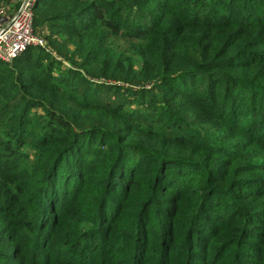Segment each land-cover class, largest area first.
I'll return each mask as SVG.
<instances>
[{
	"label": "trees",
	"instance_id": "obj_1",
	"mask_svg": "<svg viewBox=\"0 0 264 264\" xmlns=\"http://www.w3.org/2000/svg\"><path fill=\"white\" fill-rule=\"evenodd\" d=\"M171 1H36L35 9L42 7L48 16L61 20L68 31L78 33L76 46L81 52L92 57L95 51L92 61L84 65L89 75L95 70L96 75L114 82L134 80L139 88L109 83V91L117 94L119 101L98 98L95 93L92 96L96 101H82L85 98L60 92L66 91V86L63 89L60 83L51 82L46 69L47 81L34 77L32 69H24V61L37 46L28 47L9 63L0 60V90L5 92L1 116L10 127L9 134L0 135V150L11 151L14 156L11 160L0 159V264H198L196 260H200L199 264H232V258L234 263L252 264L240 247L251 245L244 224L264 216V181L254 177L262 163L244 147L246 140H241L242 145L221 137H214L213 142L201 140L204 147L198 154L200 167L196 171L200 179L196 181L202 180L199 188L203 191L196 197L192 189L185 187L184 178L180 186L171 187L172 179L178 177L170 179L169 173L192 163L183 156H167L174 149L166 137L157 146L164 149L169 145L168 154L148 150L137 140L147 132L139 128L141 122L160 106L157 90L170 83L174 77L170 73H175L178 64V59L163 60L166 44L162 39L148 48L144 46L168 15ZM215 1L181 0L184 7L195 2L207 7ZM236 2L243 7L260 4L254 0ZM141 3L159 9L161 18L137 6ZM35 17L33 14V28L38 31ZM250 17L258 29L235 28L234 42L238 44L233 54L214 58L207 51L198 63L205 64L209 62L207 58H213L212 64H241L258 58L242 51L247 44L264 37V33L260 34L264 26L261 14ZM111 36L128 38L132 42L130 54L117 51L104 58ZM96 45L99 47L94 49ZM262 51L264 48L258 51L261 56ZM257 62L254 59L252 64ZM149 65L152 70L146 71ZM99 66L109 70L100 72ZM24 71L29 73L27 77ZM246 74L252 82L238 98L248 97L253 103L252 111L261 114L264 106L256 108L254 104L264 90V63ZM153 81L159 83L145 86ZM180 94L186 93L183 90ZM12 100L15 105L9 110L5 104ZM32 107L40 108L44 119L31 117ZM251 122L249 130L257 127L260 120L254 117ZM233 126L241 128L242 124ZM26 140L36 153L34 162L24 168L26 162L19 148ZM226 146L233 149L228 153L232 157L222 167L223 158L219 156ZM213 148L218 152L210 153ZM33 176L24 182V177ZM219 184L225 188L214 186ZM114 200H119L117 208L110 205ZM214 206L222 216L233 217L229 230L223 219L210 217L208 212ZM42 207L46 219L40 215ZM108 207L113 217L106 214ZM203 220L216 222L212 234L205 238L199 231ZM24 228L28 236L26 248ZM218 239L230 241L225 251L228 253H216ZM233 245L236 248L232 251ZM262 260L264 257L258 256L257 264Z\"/></svg>",
	"mask_w": 264,
	"mask_h": 264
},
{
	"label": "rangeland",
	"instance_id": "obj_2",
	"mask_svg": "<svg viewBox=\"0 0 264 264\" xmlns=\"http://www.w3.org/2000/svg\"><path fill=\"white\" fill-rule=\"evenodd\" d=\"M36 1L37 0H34L33 2L32 11L33 14L36 15L35 18L37 22H35V26H37V30L43 37L44 43L42 46H37L32 49L31 54H29L26 61H24V69H32V75L38 77V80H44L46 78L44 73L47 71L46 73L50 74L49 80L51 82H56V84L60 83L63 89H65L66 86V91L60 92H64L80 100L85 98V100L82 99V101H96L94 99L95 96L106 100L109 98L110 100L119 101L117 94L109 91V83L124 84L134 89L139 88L137 82L134 80H129V82H123L122 80L114 82V80L108 79L102 75H96L95 70H91L92 75H89L85 69L87 66L84 65H88L90 61H92L95 56V51H92V57L86 55V52H81L76 46V40L79 39V37H77L78 33L68 31L61 24V20L48 16L46 12H43L42 7L35 9L34 6ZM254 1L256 3L260 2V4L254 5L255 7H243L237 4L236 0H232L230 4L226 2L220 3L219 0H216L208 4L207 7L198 2L194 4L191 2V4H193L191 7H184L182 6L181 0H173L167 6V9H169L168 15L157 27L156 32L149 36L152 37L149 39L150 42H146L144 45L145 48H148L154 45L157 39H162L166 44L163 60L165 59L166 62H169L178 59V64L176 65L175 73H170L171 76L174 75L169 81L170 83L157 90L160 99L157 103H159L160 106H156L153 112H150L148 119L141 122L142 126L139 128H143L147 130V132L143 137H139L137 140L148 150H155L160 153L164 151V153L168 154L166 151L169 145L164 149L157 146V142L166 137L169 143L173 145L174 149V152L172 153L171 151L169 153L170 155L167 156H183L192 163L190 165L191 167L185 164L186 168L175 167L173 171L169 173L170 179L178 177L176 180L172 179L173 182L171 187H175L176 185L180 186L184 178L186 179L185 187L187 189H192L194 197L198 196L203 191L199 188L202 180H200V182L196 181L197 177L200 179V172L196 171V169L200 167L198 154L202 153V147H204L202 146L201 140L213 142L214 137H221L225 141H234L239 144H241V140H246L248 144L244 145V147H247L248 152L254 153L262 163V168L259 169V172H255L256 176L254 177L264 181V111L262 112L261 110V114L258 110L253 112V103L250 102L248 97L238 98V96L244 94L246 87L251 85L250 83L252 82V79L250 80L246 71L252 70L264 63V55L261 56L258 52L260 49L264 48V37L256 42L247 44V49L242 50L245 51L246 54L249 53L251 56L258 57L254 58L259 61L257 64H252L254 59L250 62L245 60L246 62L241 64H231L227 61H224L222 64H212L213 58H207L209 62L205 64L198 63L202 55L207 51H209V56H214V58H219L224 53L225 56L233 54L238 44L234 42L233 30L235 28H251L253 26V21L250 15L256 16L258 13L261 14L262 22L264 23V15H262L264 12V0ZM137 6L141 7L143 10H150L161 18L159 9L151 4L141 3ZM195 18L197 22L194 23ZM253 29L256 31L258 28L253 26ZM158 31H160V33H158ZM260 31V34L264 33V26ZM121 33L122 32H120V34ZM131 43L132 42L128 38L111 36L107 40L104 58H108L109 55L117 51L123 52L124 55H129ZM239 44L241 46V43ZM98 47L99 46L96 45L94 49ZM262 53H264V51H262ZM238 57L242 58V54ZM243 59L244 58H242V60ZM16 67L18 68V65H16ZM43 69H46V71ZM97 69H99L100 72L109 70L107 67L101 69L100 66ZM144 69L146 71L152 70L151 65L145 66ZM28 75L29 73L24 71V77ZM156 82L159 83V81H153L145 86L148 88L153 86ZM25 84L26 82L24 81V86ZM183 90L186 93L185 95L180 94ZM109 92L110 95L113 93L111 98L108 96ZM4 93L3 90H0V135L10 133L8 120L5 119V116L4 118L1 116L4 115ZM94 93L95 96H92ZM232 98L237 99L231 102ZM12 101L13 102L9 101L5 104L8 106L9 110L15 105V100ZM70 105H72L71 102ZM254 105L256 108H262L264 106V90L262 95L257 98ZM72 107L74 109L76 108L73 105ZM29 115H31V117L44 119V116H40V108H30ZM254 117L260 120L259 125L253 130H249L253 123L251 120ZM239 123L242 124L241 128L233 126ZM128 142L136 143V140L129 139ZM19 151L20 154H24V162H26L24 163V168L27 164L34 162L33 157L36 152L28 140L19 148ZM224 151L225 152H222V155L219 156L223 158L222 163H220L222 167L231 162L232 156H229L228 153H232L233 149L226 146ZM215 152H218L216 148L210 150V153ZM13 158L14 156H12L11 151L0 150V159L3 161ZM88 164L89 163H87V167ZM222 167H220V169H222ZM178 172L181 173L177 174ZM245 175L248 174H241V176ZM250 175L251 174L248 176ZM30 179H34V176L32 178L24 177V182ZM214 186L225 188V186L221 184ZM223 190L224 189H222V191ZM118 203L119 200H114L113 204L110 205H114L113 208H117ZM261 203L264 204V201ZM43 211H45V209L42 207L40 215L43 216L42 218L46 219V217H44L47 216L45 214L46 212ZM106 212L109 217H113V212L109 207ZM208 213L212 219H223L224 226L227 227L225 229L229 230V225L233 217L222 216V211H220L217 206L212 207ZM202 223L203 225L200 226L199 231H201L205 238L212 234V228L216 222L213 220H203ZM252 223L246 222L244 224L250 236L251 245L242 244L240 249L246 254L252 264H257L258 256L264 257V216L258 217V220ZM27 237L24 228V248L28 247ZM252 237H255V239ZM201 238L203 239V237ZM96 239L99 240V237ZM229 243V240L225 241L224 239H218L215 243L218 248L216 253H228L225 251L229 247ZM235 248L236 245H233L231 250L233 251ZM255 249H259V252H255ZM233 259L234 258H232V264H238L237 262L234 263ZM196 263L199 264L201 262L200 260H196ZM261 264H264V260L261 261Z\"/></svg>",
	"mask_w": 264,
	"mask_h": 264
},
{
	"label": "built area",
	"instance_id": "obj_3",
	"mask_svg": "<svg viewBox=\"0 0 264 264\" xmlns=\"http://www.w3.org/2000/svg\"><path fill=\"white\" fill-rule=\"evenodd\" d=\"M33 2L0 1V60L9 63L28 47L43 45V37L33 28Z\"/></svg>",
	"mask_w": 264,
	"mask_h": 264
}]
</instances>
